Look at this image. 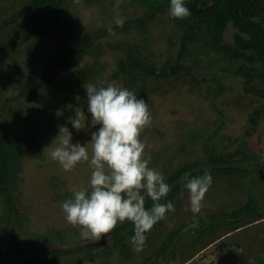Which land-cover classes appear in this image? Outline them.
I'll return each mask as SVG.
<instances>
[{
  "label": "rangeland",
  "instance_id": "1",
  "mask_svg": "<svg viewBox=\"0 0 264 264\" xmlns=\"http://www.w3.org/2000/svg\"><path fill=\"white\" fill-rule=\"evenodd\" d=\"M24 9L0 30V130L30 139L8 189L0 188V264H264L262 66L235 45L237 35L250 37L231 23L222 32L200 24L183 46L188 18L170 17L154 0H65L34 10L3 0L0 27ZM61 58L67 66L46 75ZM100 82L147 101L152 124L141 138L149 166L171 187L165 199L175 211L146 233L139 252L128 221L97 241L81 238L60 205L88 186L92 169L64 172L48 155L59 126L82 145L99 128L76 131L67 122L78 107L87 115L84 87ZM224 167L236 174L213 178L194 215L183 178ZM152 203L146 198L145 207Z\"/></svg>",
  "mask_w": 264,
  "mask_h": 264
},
{
  "label": "clouds",
  "instance_id": "2",
  "mask_svg": "<svg viewBox=\"0 0 264 264\" xmlns=\"http://www.w3.org/2000/svg\"><path fill=\"white\" fill-rule=\"evenodd\" d=\"M168 11L175 19L191 16L187 0H169ZM251 19L259 22V17ZM115 23L122 27L125 19L117 17ZM84 89L87 115L78 107L80 110L67 123L76 131L96 125L99 128L82 145L72 142V131L67 124L61 125L55 146L48 152L64 172H71L81 163H87L92 169L88 186L74 190L61 203V210L68 224L79 227L83 239L97 241L118 222H131L134 226L131 242L136 251H142L146 233L175 211L174 204L165 199L171 187L163 173L149 166L151 155L146 149L150 145L141 138L144 129L152 124L151 112L145 99L115 83L100 82L99 86L88 83ZM183 179L188 209L198 214L213 183L211 171L205 169L195 176L186 174ZM146 198L153 202L151 208L145 207Z\"/></svg>",
  "mask_w": 264,
  "mask_h": 264
},
{
  "label": "trees",
  "instance_id": "3",
  "mask_svg": "<svg viewBox=\"0 0 264 264\" xmlns=\"http://www.w3.org/2000/svg\"><path fill=\"white\" fill-rule=\"evenodd\" d=\"M3 0H0V2ZM30 2L31 9L41 7H56L62 4L65 0H26ZM156 4L169 9V0H154ZM187 7L191 11V16L188 18V23L185 26L182 45L188 40L189 35L200 24H206L222 32L226 26L231 23L237 28L240 34H245L250 37L249 41H245L240 35H237L235 45L244 49L251 50L257 54V62L261 64L262 71L260 79L264 82V0H187ZM28 10V9H26ZM26 10L20 11L16 16L11 18L0 30L8 24L13 23L16 18L26 14ZM259 17V22H254L251 18ZM184 49V48H182ZM65 59V58H64ZM69 58L63 60L57 59L52 61L49 67H46V75L57 69L66 67L69 63ZM48 65V66H49ZM49 69L51 70L49 73ZM30 145V139L26 136H20L16 139L9 140L0 130V188L3 191L8 189L12 180L11 166L23 154L24 146ZM213 178L218 176L235 175L236 171L231 168L210 169ZM204 171V170H203ZM199 175H201L203 173ZM177 179V178H176ZM175 180V177L171 181ZM177 186L175 191L169 195V199L177 194L180 190ZM132 233L130 237H132Z\"/></svg>",
  "mask_w": 264,
  "mask_h": 264
}]
</instances>
